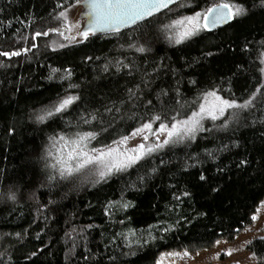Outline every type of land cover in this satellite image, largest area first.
<instances>
[{
    "label": "trees",
    "instance_id": "trees-1",
    "mask_svg": "<svg viewBox=\"0 0 264 264\" xmlns=\"http://www.w3.org/2000/svg\"><path fill=\"white\" fill-rule=\"evenodd\" d=\"M76 3L0 0V264H156L234 240L264 199V0H180L123 31L54 47L60 13ZM221 3L245 11L170 38L174 21ZM211 91L252 104L82 189L50 168L60 136L94 133L90 147L103 148L156 116L188 118ZM246 250L264 264V237Z\"/></svg>",
    "mask_w": 264,
    "mask_h": 264
},
{
    "label": "snow or ice",
    "instance_id": "snow-or-ice-1",
    "mask_svg": "<svg viewBox=\"0 0 264 264\" xmlns=\"http://www.w3.org/2000/svg\"><path fill=\"white\" fill-rule=\"evenodd\" d=\"M80 2V0H78ZM85 6L89 9L86 16H88V25L85 31L79 33L80 36L87 39V37L92 34L100 33H114L119 32L123 27L135 24L137 21L144 19L147 16L152 15L154 12L159 11L161 8H166L169 3L174 2V0H82ZM245 9L241 5H230L228 3H221L215 7H209L203 14L204 25L203 27H215L218 23H226L229 20L234 19L244 13ZM61 17L65 16L64 12L60 13ZM200 19L201 13H197L194 17H186L181 20L174 21L169 27L176 28L182 27V31L178 33L179 38L176 43H180L185 38L193 35L195 32L200 30ZM71 30V29H69ZM41 33H37L40 35ZM48 33H43L47 35ZM61 35L64 33L61 32ZM75 39V37H72ZM138 51H144L143 48H139ZM2 55H7L6 53H0ZM20 53L14 52L12 55H19ZM131 91V90H130ZM257 93L260 92V88H257ZM255 94H253V99ZM76 97H66L62 99L58 105H56L52 110L47 112V116H52L55 113H60L65 110L69 105H71ZM204 103L199 105V111L193 112L190 117L183 120L175 121L169 127L166 124H161L160 127L153 132L152 124L145 123L141 128L136 129L131 137L125 136L118 143L125 144L130 138H134L137 135H141L144 132H151L153 135L157 133H166V139L163 144H157L155 146L147 147L145 150V145L140 144L137 148L132 149L134 155L127 156L124 160L114 161L110 165H105L106 171H101L99 173L100 178L104 179L107 175H110L113 171H122L127 167L135 164L140 160L143 155L151 153L155 148L163 147L164 144H168L173 141L174 138L180 140L188 138H194V134L197 130H204L201 125V121L210 118L215 121L220 117L224 116L225 111L233 108L246 109L251 106L252 100L245 101L243 104H237L235 101H229L222 99L216 94L215 91H211L205 94ZM38 119L43 121L45 116H39ZM156 120L160 117L156 116ZM175 120V118H173ZM94 133H87L80 136L79 141H73L72 150L68 152V160H78V163L73 168L71 166L63 167L60 171L61 177L65 175L71 176L74 172H79L81 169L85 168L91 164L102 163L106 156H112L117 149L109 148L107 152L98 151L96 155H88L87 153L78 150L79 144L83 141L94 139ZM61 141H65V137L60 136ZM143 139L148 140V136L144 135ZM67 143V141H65ZM61 163V161H58ZM203 179V177H201ZM255 220L256 217L253 216ZM227 254H231V250ZM169 255H179L178 253H172ZM187 255V252L184 253ZM160 264V262H158Z\"/></svg>",
    "mask_w": 264,
    "mask_h": 264
},
{
    "label": "rangeland",
    "instance_id": "rangeland-1",
    "mask_svg": "<svg viewBox=\"0 0 264 264\" xmlns=\"http://www.w3.org/2000/svg\"><path fill=\"white\" fill-rule=\"evenodd\" d=\"M81 10L82 8L79 2L65 9L63 11L65 13L64 17L59 16L62 22L63 28L52 32V38L54 39L53 41L54 47H63L68 44L81 42L85 39L84 37L79 35L83 27V21L80 19ZM196 14L188 16V17H194ZM184 18L186 17H183L181 19H184ZM200 25H201L200 30H202L203 29V14H201ZM182 30H183L182 27L172 28V31L170 33V38L176 41L179 38L178 33ZM61 32H63L64 34L61 35L60 34ZM72 37H75V39H72ZM261 62H262V75L264 77V53L262 55ZM204 102L205 101L203 97L201 103H204ZM197 111H199V107L195 112ZM207 120H211V119L206 118L201 121L202 128H203L204 122ZM149 123L152 124L153 132H155L162 124L161 122H158L157 120H153ZM172 123H163V124H166L170 127ZM141 127L142 126H140L139 128ZM134 131H132L127 136L131 137V134ZM199 131L201 130H197L195 132L194 137ZM144 135L148 136L147 141L143 139ZM80 136L82 135H78V136L71 137V138H65V141H67V143L65 141H61L59 138L53 141L51 148H50V152H49L50 168L52 172L57 173L59 176H61L60 171L63 167L71 166L74 168L76 166V164L78 163V160H75V159L68 160L67 155H68V152H70L72 150V147L74 146L72 142L79 141ZM121 139L115 141L109 146H106L103 148H97V149L90 147V139L83 141L79 144L78 150L83 151L87 153L88 155H92V156L96 155L98 151L107 152L109 148L117 149V152H114L112 156H106L102 163L91 164L81 169L79 172H74L71 176H75L74 178H77L73 180L74 182H77L75 186L76 189H82V187L84 186L93 185L99 180H101L99 173L101 171H106L105 165H110L114 161L124 160L126 159L127 156L134 155V153L132 152V149L137 148L138 145L144 144L145 150H146L147 147L155 146L157 144H163V141L166 139V133L164 134L157 133L156 135H153L151 132L146 131L142 133L141 135H137L134 138H130L125 144L118 143ZM192 139L193 138H188V137H186L183 140L174 138L172 142L168 144H164L163 147L155 148L154 151H152L151 153L143 155V157L140 160L150 155L159 153L160 151H162L164 148L168 146L180 145ZM140 160H138L137 162H139ZM58 161H61V163H58ZM115 172H119V171H113L111 174ZM108 176L109 175H107L106 177ZM64 177H69V176L65 175ZM254 216L256 217V219L255 220L252 219L251 225L248 228L244 229L232 241L220 240L216 242L212 248L207 249V250L198 251V252H187V251L165 252L159 256L156 264H158V262H160V264H255L254 258L246 250V245L249 243V241H251L254 238L264 237V199L260 203L258 208L256 209ZM229 250H231L230 255L227 254ZM185 252H187V255H184ZM172 253H178L179 255H169Z\"/></svg>",
    "mask_w": 264,
    "mask_h": 264
},
{
    "label": "water",
    "instance_id": "water-1",
    "mask_svg": "<svg viewBox=\"0 0 264 264\" xmlns=\"http://www.w3.org/2000/svg\"><path fill=\"white\" fill-rule=\"evenodd\" d=\"M178 1H180V0H174V2L169 3L168 6H167L166 8H161L159 11H156V12H154L152 15L147 16V17H145L144 19L137 21L135 24H132V25H130V26H127V27H123V28H121V29L119 30V32H120V31H123V30H125V29H128V28H131V27H133L134 25H136V24H138V23H140V22H143V21L149 19L150 17H152V16H154V15H156V14L162 12L163 10L169 8L170 6H172L173 4L177 3ZM80 6H81V8H82L81 13H80V19L83 21V27H82V30H81V32H82V31H85V30L87 29V25H88V16H86L85 13H87V12L89 11V9L85 6V4L82 2V0L80 1ZM214 7H215V6H214ZM232 20H233V19H232ZM232 20H229V21L226 22V23H218L215 27H208V28L203 27V29H204L205 31H208V32H209V31H212V30H214V29L221 28V27H224V26L228 25ZM203 25H204V20H203ZM114 33H115V32H114ZM99 34H108V33H100V32H97V33L94 34V35H99ZM90 35H92V34H90Z\"/></svg>",
    "mask_w": 264,
    "mask_h": 264
}]
</instances>
